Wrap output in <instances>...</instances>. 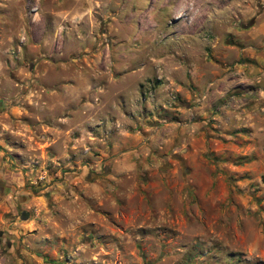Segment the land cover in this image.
<instances>
[{
    "label": "rangeland",
    "instance_id": "1",
    "mask_svg": "<svg viewBox=\"0 0 264 264\" xmlns=\"http://www.w3.org/2000/svg\"><path fill=\"white\" fill-rule=\"evenodd\" d=\"M263 26L264 0H0V264H264Z\"/></svg>",
    "mask_w": 264,
    "mask_h": 264
},
{
    "label": "crops",
    "instance_id": "2",
    "mask_svg": "<svg viewBox=\"0 0 264 264\" xmlns=\"http://www.w3.org/2000/svg\"><path fill=\"white\" fill-rule=\"evenodd\" d=\"M263 34H264V26H263ZM263 69H264V67H263ZM264 76V75H263ZM260 80H262L263 82L260 84V87L263 89V91H264V77H262ZM198 107L199 106H193V107H191L190 108V110L193 112V113H195L196 115V117L198 116V118H201L202 116H205V115H203V113H202V111H198L197 109H198ZM263 109H261L259 112L261 113V112H263L262 111ZM209 116H210V118L211 119H213V120H217V121H215V124H214V122H213V128H216V130L218 129V128H222V130H217L218 132L215 134L216 136H222L224 139L226 138V142H225V144H230L231 143V139H233V135H235L236 136V134H239V132H237V133H234V134H232V131L233 130H235V128H233V129H231V127H230V123H229V121H227V122H225L223 125H221V123H217L218 122V116L217 115H215V116H213V115H211L210 113H209ZM229 120H231V119H229ZM224 126V127H223ZM256 127H260V126H256V124L255 125H253V129L254 130H256ZM261 129H263L264 130V127L263 126H261L260 127ZM257 131V130H256ZM218 138V137H217ZM217 138L215 137H213L212 139H211V145L215 148V151L216 152H218V150L219 149H221L220 147H224V143L222 142L223 140H217ZM242 139H244V138H242L241 137V140ZM230 140V141H229ZM232 146H234V145H232L231 144V147ZM235 147H238V145H236V146H234L233 147V149L235 148ZM259 153V152H258ZM257 153V154H258ZM263 165H264V161H263ZM19 242V246L20 247H24V246H29V245H32V246H35V247H41V248H45V246H46V243H45V241L42 243V244H40V242L42 241V239H37V240H31V241H26L25 239H24V237L23 238H20V239H18V238H15V239H13V242ZM13 245V244H12ZM40 257L39 255H36L35 254V252L33 253V252H28L26 249H23V253H22V257H24V258H26L28 261L29 260H32V257Z\"/></svg>",
    "mask_w": 264,
    "mask_h": 264
}]
</instances>
